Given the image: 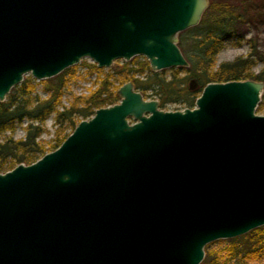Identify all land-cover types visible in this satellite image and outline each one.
Instances as JSON below:
<instances>
[{"label":"water","instance_id":"water-1","mask_svg":"<svg viewBox=\"0 0 264 264\" xmlns=\"http://www.w3.org/2000/svg\"><path fill=\"white\" fill-rule=\"evenodd\" d=\"M209 3L0 0V102L84 59L187 68L178 35ZM263 90L208 83L192 109L163 111L123 84L58 148L0 173V264H200L209 243L264 226Z\"/></svg>","mask_w":264,"mask_h":264},{"label":"trees","instance_id":"trees-1","mask_svg":"<svg viewBox=\"0 0 264 264\" xmlns=\"http://www.w3.org/2000/svg\"><path fill=\"white\" fill-rule=\"evenodd\" d=\"M209 2V7L200 23L178 35V47L189 64L183 77L178 78L174 73L166 79L159 73H153L148 62L135 63L137 66L141 64L142 72L144 69L147 72L142 80L127 77L130 71L126 67L139 59L134 57L130 63L125 64L126 72L120 71L125 74V78L119 86L131 82L144 99H146L145 93L150 91L158 97L160 109H164L168 104L182 105L184 109H192L202 88L208 83L246 80L264 83L263 59L260 71L257 74L251 71L257 57L253 50L254 46L251 47V53L247 57H238L231 62H222L216 68L214 67L216 55L224 48L225 42L231 39L232 26L241 15L238 12L239 8L228 3L215 0H209ZM81 64L97 69L95 64L84 62ZM75 68L76 66L70 67L59 75L42 81H36L29 75L25 76L18 86L11 89L5 101L0 102V173L10 171L20 164L27 166L34 163L44 154L58 148L80 121L90 118L97 109L120 101L117 88L112 89V83L105 78L94 90H90L87 96H73L67 107L62 106L64 90L69 79L73 77ZM191 79L197 82V88L192 92L186 86V82ZM39 85L46 94L44 98L36 94ZM263 108L264 90L261 105L257 107V111ZM51 115L54 116L56 126V143L50 147V150H46L40 137L44 133V124ZM23 122H26V126L23 127L24 136L14 139L16 126L22 125ZM65 130H68V133L64 134ZM6 133H9V136H5ZM61 133L62 136H60ZM253 235L264 236V226L250 231L245 238ZM238 239H242L243 244L241 250L233 247L231 252L234 255L248 253L252 250V246L257 247L255 251L263 248L264 238L258 240L251 238L248 241H245L244 237ZM216 256L208 252L201 264H218Z\"/></svg>","mask_w":264,"mask_h":264},{"label":"rangeland","instance_id":"rangeland-1","mask_svg":"<svg viewBox=\"0 0 264 264\" xmlns=\"http://www.w3.org/2000/svg\"><path fill=\"white\" fill-rule=\"evenodd\" d=\"M215 1L228 3L237 9L239 8L238 12L240 13L241 17L237 21H235L232 26L231 39L225 42L224 48L216 55L214 67L216 68L222 62H231L238 57H247L251 53V47L254 46L253 50L256 52L257 57L255 58L256 60H254L255 64L251 71L254 74H257L262 68V59L264 60V0H215ZM81 62H84L86 64H93V62L88 59L81 60ZM81 62L80 64L75 65L76 68L74 70V75L71 79H69V82L67 83V87L65 88L64 95L62 97V102H61L62 106L67 107L73 96H87L90 90H94L96 86L100 84L101 80L105 78H108V80L112 83V89L117 88L118 91V89L122 86V85L119 86V84L122 81H124L125 78V74L121 73L120 71L126 72L124 66L126 63H130V61L124 62L122 60H119V61H114L109 68L99 69L96 67L98 70L97 69L94 70L85 67L83 64H81ZM144 62H148V61L144 57L141 58L139 57V59H136L132 64L128 65L126 68L130 72L127 75V77H133L134 79L142 80L143 77H145V75L147 74L145 69H144L145 71L143 70V72L142 70H140L142 68L141 64H143ZM135 63H141V64L137 66L135 65ZM187 68L179 67L169 70H162L156 73L161 74V76L166 79H168L175 73V76L180 78L185 75V71ZM176 70L178 71L175 72ZM95 82L96 84H94ZM188 82L189 81L186 82L187 88H188ZM36 94H38L42 98L46 96V94L42 91L41 85L37 87ZM145 96H146V100H155L158 102V97L155 96L150 91H147L145 93ZM260 105H261V100L258 106ZM183 109L184 107L182 105L168 104L164 109L161 110L181 111ZM255 114L264 116V108L261 111H257L256 109ZM24 126H26V122H23L22 125L16 126L13 135L14 139H19L24 136V132H23ZM55 132H56V126L54 124V116L51 115L46 120L44 124V133L40 137V140L44 142L46 150H50V147L55 145L56 143ZM66 133H68V130H65L64 134ZM62 135L63 134L61 133L60 136ZM5 136H9V133H6ZM248 233L233 239H224L209 243L204 248L203 260L205 259L207 253L210 252L212 254L217 255L216 260L219 262L218 264H264V243H262L263 248H261L259 251H255L257 247L253 248L252 246L251 248L252 250L249 251L248 253H239L237 255H234L233 252H231L233 247H237L238 250H241V246L243 243H242V239H238L240 237H244L245 241H248L251 238L253 239L256 238V240L260 238H264L263 235H259V236L253 235L245 238V236L248 235ZM247 245H249V243H247Z\"/></svg>","mask_w":264,"mask_h":264}]
</instances>
